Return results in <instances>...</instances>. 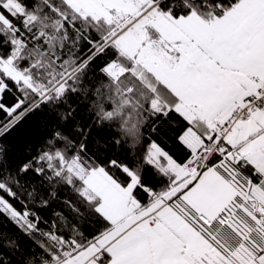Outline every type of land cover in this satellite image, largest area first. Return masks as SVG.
I'll list each match as a JSON object with an SVG mask.
<instances>
[{
    "label": "snow or ice",
    "instance_id": "snow-or-ice-1",
    "mask_svg": "<svg viewBox=\"0 0 264 264\" xmlns=\"http://www.w3.org/2000/svg\"><path fill=\"white\" fill-rule=\"evenodd\" d=\"M45 109L41 150L13 159L3 138ZM173 116L183 162L156 141L136 166L88 146L93 127L135 146ZM42 181L71 188L75 223L41 215ZM0 216L21 233L0 264H264V0H0Z\"/></svg>",
    "mask_w": 264,
    "mask_h": 264
},
{
    "label": "trees",
    "instance_id": "trees-1",
    "mask_svg": "<svg viewBox=\"0 0 264 264\" xmlns=\"http://www.w3.org/2000/svg\"><path fill=\"white\" fill-rule=\"evenodd\" d=\"M100 78H93L90 74L87 83L94 86H99ZM11 98H8L10 102ZM74 102H78L79 112L77 121L84 124H91L92 119H89L88 109L94 103H99L100 99L89 95L84 100L75 98ZM107 106L108 101H104ZM95 111V109H92ZM154 117H149L145 123L141 125L140 137L133 146L131 137H124L120 131L119 122L107 123L103 127H93L91 135L88 139V146L92 152H97L98 146L100 151L97 152L102 161L117 159L125 164L132 166L142 165V157L145 149L151 141H156L164 147L173 158L178 162H183L187 156V149L179 143L176 137L182 131L184 122L177 119L175 116L171 118H161L153 123ZM52 124L51 113L48 109L40 111L36 114L29 115L18 127L3 138V143L8 151L12 154L13 159L22 160L29 155H35L41 150V147L48 137ZM68 131L72 135H76L69 127ZM119 140L120 143L114 141ZM158 177L153 176V181H158ZM157 186H159L157 184ZM37 191L48 197V194L54 193L49 199V206L44 208L41 215L45 218L53 217L54 213H63L69 223H75L72 212L66 206L67 201L75 202L76 197L70 187L64 185H49L47 181L38 182L36 184ZM19 207V205H17ZM83 211V209H82ZM79 222L86 234L93 231L96 226V220L87 214L83 218H79ZM21 236L18 227L9 219L0 216V243H7L9 239H14ZM21 254H17V259H22L24 247L29 241L27 237L22 238Z\"/></svg>",
    "mask_w": 264,
    "mask_h": 264
}]
</instances>
